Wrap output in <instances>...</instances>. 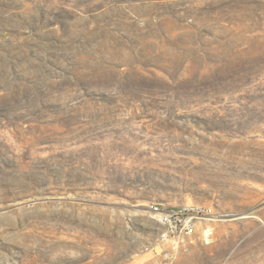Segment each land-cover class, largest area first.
<instances>
[{"label":"rangeland","instance_id":"obj_1","mask_svg":"<svg viewBox=\"0 0 264 264\" xmlns=\"http://www.w3.org/2000/svg\"><path fill=\"white\" fill-rule=\"evenodd\" d=\"M0 264H264V0H0Z\"/></svg>","mask_w":264,"mask_h":264},{"label":"built area","instance_id":"obj_2","mask_svg":"<svg viewBox=\"0 0 264 264\" xmlns=\"http://www.w3.org/2000/svg\"><path fill=\"white\" fill-rule=\"evenodd\" d=\"M146 211L161 227L159 241L170 240L175 244L192 240L196 233L205 240L211 238L214 222L223 216L212 204L206 203L168 205L151 201L146 204Z\"/></svg>","mask_w":264,"mask_h":264}]
</instances>
